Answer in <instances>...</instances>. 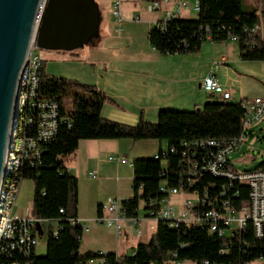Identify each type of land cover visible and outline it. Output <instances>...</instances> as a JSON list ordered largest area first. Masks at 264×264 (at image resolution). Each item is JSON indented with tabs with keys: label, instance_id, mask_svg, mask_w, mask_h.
Returning <instances> with one entry per match:
<instances>
[{
	"label": "trees",
	"instance_id": "16d2710c",
	"mask_svg": "<svg viewBox=\"0 0 264 264\" xmlns=\"http://www.w3.org/2000/svg\"><path fill=\"white\" fill-rule=\"evenodd\" d=\"M198 9L194 19L175 17L161 29L153 25L147 32V40L160 53L176 54L196 52L209 36L210 42L228 41L237 38L239 57L244 61H264V41L258 35L249 36L250 30L259 24L256 9L243 10L242 0H196ZM264 15V12L261 13ZM74 55V51L69 52ZM38 98L53 100L59 108L55 136L42 144L40 157L33 165L25 164L20 169L23 180L32 182L30 215L56 223V234L48 232L43 256L32 257L31 264H168L170 253L177 260L195 264H249L264 257V237H245V243L232 240L221 254L222 242L217 236L209 235L205 228L181 224L169 227L158 221L147 242H138L133 254L116 255L114 252L81 253L82 231L72 225L70 219L77 217L78 181L65 167L63 158L72 154L81 140H158L165 141V163L160 159L137 158L131 163L133 178L131 198L123 202L126 215H135L134 209L140 201L160 199L163 194L159 186L165 182L169 188L179 185L182 170L181 143L203 139H233L239 136L243 109L240 101L215 99L192 111L160 110L157 121H146L142 115L134 125L105 119L101 107L109 98L94 85L74 79L56 77L45 72L42 63L37 89ZM67 106L70 109H67ZM34 128L28 134L35 135ZM174 147L175 153L168 152ZM163 153L157 151L158 156ZM264 166V162L260 167ZM259 168V167H256ZM163 171V172H162ZM212 182L216 190L225 180L204 175L195 186L201 190ZM209 186V185H208ZM210 188V186H209ZM212 188V187H211ZM238 197L231 190L227 196L230 203L238 207L248 199V190L234 184ZM214 191L209 190L213 196ZM216 195V194H215ZM101 205L97 207L100 214ZM62 210L60 212L59 210Z\"/></svg>",
	"mask_w": 264,
	"mask_h": 264
},
{
	"label": "built area",
	"instance_id": "2783aa9c",
	"mask_svg": "<svg viewBox=\"0 0 264 264\" xmlns=\"http://www.w3.org/2000/svg\"><path fill=\"white\" fill-rule=\"evenodd\" d=\"M147 12L159 14L154 23L161 29L172 18L180 17L182 10L192 9L195 13L198 3L193 0L192 6L187 0H143ZM121 0H111V18L118 31L122 30L124 17L121 12ZM170 5L171 8L167 6ZM249 36H256L262 40L261 23L250 30H245ZM206 36V41H209ZM229 41L237 38L229 36ZM31 47L27 56L25 68L21 74L18 92L16 95V109L13 128L10 133L4 159V178L0 188V264H31L35 254L36 230L42 221L30 215V210L20 214L14 213L15 202L21 183L23 165H33L40 157L42 144L50 141L56 133L59 108L53 100L38 98L37 89L39 74L43 59ZM216 69V66L215 68ZM213 69V70H214ZM202 89L209 95L229 100L230 94L218 83L212 71L201 82ZM243 118L239 136L233 139H203L181 143V159L183 165L179 185L169 188L165 182L159 186L163 196L160 199H150L147 203L140 201L134 209L135 215L127 216V208L123 202L130 197L117 199L107 198L101 205V213L95 222L111 227L116 235L122 232V226H128L135 231L137 237L143 236L140 225L149 223L148 232H153L158 221H165L169 227L181 224L195 225L205 228L209 235L227 239L222 242L223 254L226 245L232 240L245 243V237L253 239L264 237V166L259 168L237 171L232 167L229 155L242 144L246 131L262 122L264 119V98L255 97L242 99ZM36 130L35 135L28 134L30 129ZM161 156L154 154L153 159H160L165 163V152ZM168 152L175 153L174 147ZM109 160H119L125 163L123 157H109ZM163 172V171H162ZM204 175H211L218 180H225L216 190L214 183L209 182L201 190L195 188ZM90 177H94L89 173ZM26 181V180H25ZM247 188L248 199L235 207L230 203L227 194L231 190L234 198L238 197V190L234 184ZM210 188H209V186ZM212 187V188H211ZM209 190L214 195H209ZM216 194V195H215ZM62 212V210H59ZM72 225H79L81 231L88 227L76 217L70 219ZM57 228V226H56ZM56 228L52 233L56 234ZM132 250L129 255H132ZM168 264H195L187 260H177L174 253H170ZM260 257L258 261H263ZM201 264H209L202 261ZM226 264V263H220ZM242 264V263H237Z\"/></svg>",
	"mask_w": 264,
	"mask_h": 264
},
{
	"label": "crops",
	"instance_id": "0c3cea01",
	"mask_svg": "<svg viewBox=\"0 0 264 264\" xmlns=\"http://www.w3.org/2000/svg\"><path fill=\"white\" fill-rule=\"evenodd\" d=\"M187 1L192 6L193 0ZM141 3L144 4L143 0H121V12L124 17L121 31H118L111 18L104 29L98 30V36L81 49L74 50V55L69 53L44 55L47 60L63 62L70 68L61 74L62 77L94 85L105 93L109 100L101 107L100 114L103 118L134 125L140 115L148 122H156L160 110L201 109L204 103L216 98L201 87L202 80L210 71L224 90L229 91L231 96L229 100L236 102V97H244L243 84L248 81L247 77L254 78V76L247 74L248 72H238L235 68L237 77L234 76L235 78L229 80L224 76L231 72L226 66L234 62L240 67L244 61L239 57L235 42L228 40L229 42L224 41L219 44L205 41L196 52L160 53L147 40V32L159 19V14L146 10L148 14H153V17L140 21V15L134 16V14L137 13ZM167 7L171 8L170 5ZM180 17L194 19L196 13L190 8L182 10ZM223 46L225 50L221 49ZM47 60H43L45 72ZM139 145L140 141L129 139L81 140L72 159L64 164L66 169L77 178V218L88 227L87 231L82 232L80 240L85 237L83 235L85 232L90 231V226L93 228L91 235L102 227L95 222L97 207L105 203L107 198L122 200L132 195L131 191L130 195L119 196L118 191L123 186L131 187L133 178L131 163L139 156L136 148ZM163 148L159 142L158 149L150 157ZM130 155H134L133 159L126 160ZM114 156L123 157L126 162L119 160L111 162L113 160H109V157ZM89 173L94 177H90ZM24 182L25 180L21 183L20 189ZM17 199L18 196L16 202ZM16 202L14 213L20 215L22 211L16 207ZM148 226L147 222L140 225L143 230L142 237H137L135 231L128 226L124 227V230L126 232L131 230L138 241L147 238L144 241L147 242L152 234L148 232ZM111 232L112 248L87 251L114 252L119 256L129 254L138 243L132 242L131 249L127 251L121 246L122 233L116 235L114 230ZM101 243L103 244V241ZM81 247L82 242L79 251Z\"/></svg>",
	"mask_w": 264,
	"mask_h": 264
},
{
	"label": "water",
	"instance_id": "95a60500",
	"mask_svg": "<svg viewBox=\"0 0 264 264\" xmlns=\"http://www.w3.org/2000/svg\"><path fill=\"white\" fill-rule=\"evenodd\" d=\"M99 24L95 0H0V188L16 95L31 47L67 53L81 49L98 36Z\"/></svg>",
	"mask_w": 264,
	"mask_h": 264
},
{
	"label": "rangeland",
	"instance_id": "374dc122",
	"mask_svg": "<svg viewBox=\"0 0 264 264\" xmlns=\"http://www.w3.org/2000/svg\"><path fill=\"white\" fill-rule=\"evenodd\" d=\"M111 0H95V2L100 7V24L99 29L102 30L107 25V22L111 19L110 5ZM242 8L243 10H252L256 9L257 14L260 15L259 22L261 23L262 27V39L264 41V15H261L262 12H264V0H242ZM140 15V21H143L145 18H152L153 14H148L146 12V6L145 4L141 3L139 5V9L137 8V13L134 14V16ZM258 35H261V32H258ZM222 42H217L219 44H222ZM229 42V41H228ZM212 43V42H210ZM231 43V42H230ZM225 45V44H223ZM222 50H225L224 46L221 48ZM34 52L38 54L41 59L47 60V57L44 55L46 53H56V54H63L67 52L63 51H52V50H41V49H34ZM230 60V58L228 59ZM44 62V61H43ZM46 65V72L49 75H53L56 77H62L61 74H64V72H67L68 66L63 64V62L57 61V60H47L45 61ZM229 70H231L230 73H227L224 75L227 79L231 80L234 76L237 77L238 72H248L247 74H251V76L254 78H248V81H246L245 84H243L244 97L238 98L233 97L235 100L239 101L242 99L255 98L260 97L264 98V61H242V65L238 67L234 62L226 66ZM236 70H235V69ZM235 73V74H234ZM234 77V78H235ZM65 78V77H64ZM70 79V78H69ZM233 85V84H231ZM229 92V91H228ZM230 94V93H229ZM234 95V94H233ZM235 96V95H234ZM231 98V96H230ZM215 99L220 100L219 97H216ZM231 101V100H226ZM67 109L69 110L70 107L67 106ZM246 137H244L242 144L239 145L238 149L234 150L230 155L229 159L231 162V165L233 168H235L237 171H243L246 169H252L256 167H260V165L264 162V119L262 122L246 131ZM140 141V145L136 147L138 149V157L137 158H149L159 147V142H161L162 148L166 145L165 141L161 140H138ZM66 155L63 158L64 164L68 162L70 159H72L73 154ZM113 156V155H112ZM134 155H130L126 158V160L133 159ZM133 159V160H134ZM111 162H114L111 161ZM32 182L29 180H26L21 189L20 193L18 195V199L16 202V207L18 209H21L23 212L25 210H30L31 208V197H32ZM131 187L126 186L118 191L119 196L124 195H130L131 194ZM143 227L145 228V224H143ZM56 228V223L54 221H42L36 230V247H35V255L36 256H43L45 254V246L47 241V234L48 232H52ZM125 228L122 226V234H121V246L125 247V250L129 251L131 248V243L135 242H144L147 240V238H143L138 241V239L134 238V235L128 231L126 232L124 230ZM113 229L111 227H106L102 225L100 229L96 230V233L91 235V232L93 231V228L90 226V231L85 232L83 235L85 236L80 240L82 242L81 252H87L89 249H110L112 248V231ZM103 241V244L101 243ZM249 264H264L263 262L258 260H253Z\"/></svg>",
	"mask_w": 264,
	"mask_h": 264
}]
</instances>
